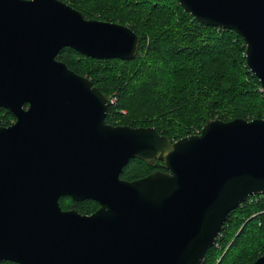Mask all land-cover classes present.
<instances>
[{"label":"water","instance_id":"water-1","mask_svg":"<svg viewBox=\"0 0 264 264\" xmlns=\"http://www.w3.org/2000/svg\"><path fill=\"white\" fill-rule=\"evenodd\" d=\"M178 2L243 38L264 90V0ZM139 42L129 26L62 0H0V108L15 118L0 126V263L200 264L228 213L264 194V118H209L174 140L153 126L109 125L108 97L57 59L70 47L130 60ZM130 159L164 169L126 180ZM61 197L99 207L65 210Z\"/></svg>","mask_w":264,"mask_h":264},{"label":"trees","instance_id":"trees-1","mask_svg":"<svg viewBox=\"0 0 264 264\" xmlns=\"http://www.w3.org/2000/svg\"><path fill=\"white\" fill-rule=\"evenodd\" d=\"M62 1L87 18L127 25L140 38L137 54L130 60L95 59L70 47L62 48L57 54V59L68 68L89 77L108 99L115 96L116 101L108 103L106 121L111 122L117 115L123 116V110L125 114L143 115L144 126H153L174 140L198 133L209 118L225 121L236 117L264 118V90L256 91L262 87L246 66L245 42L235 31L199 23L178 0ZM229 57L232 67L227 69L225 64ZM201 60H205V64L197 62ZM159 61L161 63L154 68L152 64ZM113 63L122 66L121 75L118 78L113 75L104 82L102 71ZM150 66L153 69H148ZM243 88L256 94L257 109L254 111L248 108L251 101L246 98ZM3 114L0 126L14 121L11 112L0 108V116ZM126 123L136 126L131 121ZM154 169L163 170V162L158 160L149 164L130 159L120 177L134 180ZM66 202L68 207L65 208ZM59 204L62 209L75 208L84 214L99 207L94 200L77 202L69 197H61ZM252 212L256 215L248 220ZM258 225L261 230L255 227ZM254 230L263 241L252 251L245 234ZM236 231L238 234L235 235ZM220 244L222 252L215 260ZM263 253L264 195H252L228 213L216 243L208 248L200 264H212L214 260V264H251ZM0 264L17 263L4 261Z\"/></svg>","mask_w":264,"mask_h":264},{"label":"rangeland","instance_id":"rangeland-1","mask_svg":"<svg viewBox=\"0 0 264 264\" xmlns=\"http://www.w3.org/2000/svg\"><path fill=\"white\" fill-rule=\"evenodd\" d=\"M232 52H234V51L232 50ZM232 52H231V54H232ZM230 59H231V57H229L226 60L225 67L227 69H229V68L232 67L231 64H230V62H231ZM202 61H203V64H205V60H201V61H197V62H202ZM160 63L161 62L159 61L158 63L152 64V65H153L154 68H156ZM153 67L150 66V67H148V69L151 70V69H153ZM121 71H122V66L121 65H117L116 63L107 65L106 68H104L103 71H102L103 72L102 73V75H103L102 76V79H103L104 82H107L110 78L113 77V75H117L116 77L118 78L121 75ZM134 89H136V88H134ZM242 91L246 95V98H248V101H251V105L248 108L250 110H252V111H254L255 109H257V107H256V97H254V95H256L255 92H252L248 88H246V89L243 88ZM256 91H257V93H260V88H259V90L257 89ZM262 96H263V94H262ZM111 99H112L113 103L116 101L114 95L109 98V100H111ZM121 113L122 114L124 113V115L123 116L117 115L116 118H115V119H118L117 120L118 121L117 123H125V122H130L131 121V123H133V124L135 123L136 126L146 125V123L144 122L145 116H143V115H129V114H125L126 112L124 110ZM130 116L132 117V119L130 118ZM141 118H144V119L137 120V119H141ZM3 120H4V114L2 116H0V123L3 122ZM64 207L65 208L68 207V202H66V204L64 205ZM255 215H256V213H253V212L250 213V215L248 217V220L254 218ZM254 222L256 223L257 221L255 220ZM259 225L261 226V224H259ZM259 225L258 226H255V227L258 228L259 230H261ZM236 234H238V231H236L235 235ZM245 239H247L248 245H249V247L251 248L252 251H254L258 247L257 245H259L263 241V239H261L260 237H257L255 230H254V232H251V233L250 232H247L245 234ZM216 246H218V245H216ZM217 248L220 250V252L218 253V256H217V258L215 260H218V257L220 256V254L222 252L221 244ZM215 260H214V262H215ZM214 262L212 264H214Z\"/></svg>","mask_w":264,"mask_h":264},{"label":"flooded vegetation","instance_id":"flooded-vegetation-1","mask_svg":"<svg viewBox=\"0 0 264 264\" xmlns=\"http://www.w3.org/2000/svg\"><path fill=\"white\" fill-rule=\"evenodd\" d=\"M105 119H106V116H105ZM118 119H114V120H111V122H108V121H106V120H104L105 121V123L106 124H109V125H130V126H132L131 124H128V123H117L118 121H117ZM133 127H136V126H133ZM143 127H146V126H144L143 125ZM71 199V198H70ZM70 209H73V208H70ZM75 209V208H74Z\"/></svg>","mask_w":264,"mask_h":264},{"label":"built area","instance_id":"built-area-1","mask_svg":"<svg viewBox=\"0 0 264 264\" xmlns=\"http://www.w3.org/2000/svg\"><path fill=\"white\" fill-rule=\"evenodd\" d=\"M260 89L262 90V88H260ZM109 103H113L112 99H111V100H109ZM262 195H264V194H262Z\"/></svg>","mask_w":264,"mask_h":264}]
</instances>
